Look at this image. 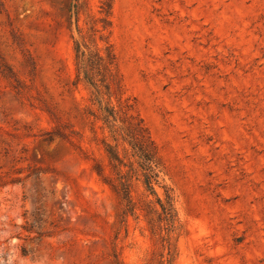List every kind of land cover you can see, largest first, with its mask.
Wrapping results in <instances>:
<instances>
[{
    "label": "rangeland",
    "instance_id": "374dc122",
    "mask_svg": "<svg viewBox=\"0 0 264 264\" xmlns=\"http://www.w3.org/2000/svg\"><path fill=\"white\" fill-rule=\"evenodd\" d=\"M73 3L0 0V264H110L119 205L92 170ZM111 41L175 197L174 264H264V0H114ZM118 243L125 264H166L142 220Z\"/></svg>",
    "mask_w": 264,
    "mask_h": 264
},
{
    "label": "trees",
    "instance_id": "16d2710c",
    "mask_svg": "<svg viewBox=\"0 0 264 264\" xmlns=\"http://www.w3.org/2000/svg\"><path fill=\"white\" fill-rule=\"evenodd\" d=\"M80 1L73 0L69 9L78 33L73 38L76 66L73 86L83 85L87 89L82 115L91 130L101 135L102 157L94 160L92 170L116 196L119 205L117 235L106 256L110 264H125L118 241L122 231L128 237L129 221L133 218L142 220L150 236L160 241L167 252L165 263L174 264L178 256L175 238L181 233L182 225L173 192L163 186L164 196L158 193L165 166L134 100L126 94L111 41L114 0L100 1L99 16H89L86 29L79 26ZM62 129L56 128L43 136L48 140L58 137L68 141L70 135ZM147 264L164 262L152 257Z\"/></svg>",
    "mask_w": 264,
    "mask_h": 264
}]
</instances>
